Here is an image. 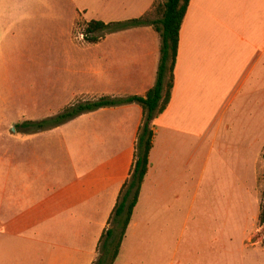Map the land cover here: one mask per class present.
<instances>
[{
  "label": "crops",
  "instance_id": "0c3cea01",
  "mask_svg": "<svg viewBox=\"0 0 264 264\" xmlns=\"http://www.w3.org/2000/svg\"><path fill=\"white\" fill-rule=\"evenodd\" d=\"M155 1L147 0L141 16ZM78 18L79 11L72 37ZM7 26L0 17V264H95L136 161L143 107L136 102L103 107L49 129L22 124L52 117L79 99L145 95L157 79L160 34L143 25L107 34L97 43L81 34L80 40L73 37L80 46L48 50L43 55L55 71L47 84L55 98L35 97L31 112L11 114L23 94L21 70L30 55L20 49L18 38L8 37ZM111 35L115 47H103ZM230 57L247 63L244 81L250 79L264 57V0H191L180 31L171 101L153 122L149 170L114 264L132 254L145 231L166 215L165 201L177 190L178 151L183 136L188 141L195 132L194 73L197 68L218 72L224 84L235 63ZM262 75H256L260 86Z\"/></svg>",
  "mask_w": 264,
  "mask_h": 264
},
{
  "label": "rangeland",
  "instance_id": "374dc122",
  "mask_svg": "<svg viewBox=\"0 0 264 264\" xmlns=\"http://www.w3.org/2000/svg\"><path fill=\"white\" fill-rule=\"evenodd\" d=\"M146 4L147 0H0L8 37L18 38L20 49L32 56L22 66L23 94L11 114L31 112L37 107L35 97L55 98L47 84L55 65L44 53L80 46L73 37L81 39L87 21L138 18ZM151 17H158L154 9ZM102 46L115 47V35ZM230 58L235 63L224 84L218 72L197 68L194 73L195 132L188 141L183 136L178 151L182 168L178 166L177 190L165 201L166 215L158 217L119 264H264V223L259 219L264 199V57L247 81V63ZM229 64L221 66L226 69ZM261 72L263 86L256 77ZM261 225L263 233L258 231Z\"/></svg>",
  "mask_w": 264,
  "mask_h": 264
},
{
  "label": "trees",
  "instance_id": "16d2710c",
  "mask_svg": "<svg viewBox=\"0 0 264 264\" xmlns=\"http://www.w3.org/2000/svg\"><path fill=\"white\" fill-rule=\"evenodd\" d=\"M191 0L155 1L153 9L157 18H152L153 9L138 18L127 21L92 19L85 23L81 34L89 43H97L109 33L131 27L152 25L161 37L160 62L157 79L145 95L127 97L102 96L94 100L77 101L67 106L62 112L40 120L22 124L35 129H49L83 114L103 107L118 106L132 102L143 107L144 116L139 128L136 144V161L129 178L124 183L117 203L109 220V227L104 231L99 244V258L95 264H114L120 254L123 240L130 225L135 207L139 201L142 184L149 170L150 153L154 141V120L168 107L175 81V67L179 49L180 31ZM264 223V199L259 216Z\"/></svg>",
  "mask_w": 264,
  "mask_h": 264
},
{
  "label": "built area",
  "instance_id": "2783aa9c",
  "mask_svg": "<svg viewBox=\"0 0 264 264\" xmlns=\"http://www.w3.org/2000/svg\"><path fill=\"white\" fill-rule=\"evenodd\" d=\"M258 231H259L260 233H263V225H261V226L259 227Z\"/></svg>",
  "mask_w": 264,
  "mask_h": 264
}]
</instances>
